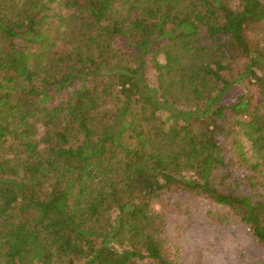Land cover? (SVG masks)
Returning a JSON list of instances; mask_svg holds the SVG:
<instances>
[{"label": "trees", "instance_id": "16d2710c", "mask_svg": "<svg viewBox=\"0 0 264 264\" xmlns=\"http://www.w3.org/2000/svg\"><path fill=\"white\" fill-rule=\"evenodd\" d=\"M168 190L264 246V0H0V264H176Z\"/></svg>", "mask_w": 264, "mask_h": 264}, {"label": "rangeland", "instance_id": "374dc122", "mask_svg": "<svg viewBox=\"0 0 264 264\" xmlns=\"http://www.w3.org/2000/svg\"><path fill=\"white\" fill-rule=\"evenodd\" d=\"M152 206L164 217L163 237L173 263L264 264V246L227 207L178 190L162 192Z\"/></svg>", "mask_w": 264, "mask_h": 264}]
</instances>
